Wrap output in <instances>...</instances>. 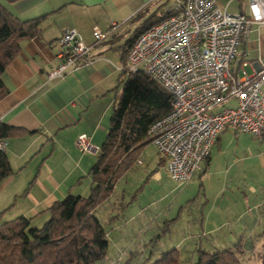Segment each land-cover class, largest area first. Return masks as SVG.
Instances as JSON below:
<instances>
[{"label": "crops", "instance_id": "obj_1", "mask_svg": "<svg viewBox=\"0 0 264 264\" xmlns=\"http://www.w3.org/2000/svg\"><path fill=\"white\" fill-rule=\"evenodd\" d=\"M217 1L229 13L249 12V0ZM0 2L21 20L43 18L40 33L21 42L19 54L2 76L9 93L0 101V116L4 122L26 129L25 135L6 140L5 149L13 170L14 166H20V170L31 164L41 169L49 167L52 161L55 167L52 168L50 163V168L63 172L60 178L52 174L50 178H44L45 181L49 180L51 188H44V194L36 199L38 210L44 212L61 194L73 193L74 187H80L81 177L87 173L89 175L93 163L91 153L80 150L75 142L80 134H89L95 145L92 150L98 154L101 142L109 131L113 107L124 77L122 66L126 41L139 27L160 12L168 10L174 3L171 4V0ZM114 24L117 26L112 34L93 47L88 63L71 67L62 78H48L49 70L61 61L58 42L66 28H75L86 43L92 44L94 28L109 30ZM244 61L247 63L246 70L250 73L264 66V24L253 23L244 36L239 62ZM232 130L236 137L245 135L241 139H257L258 143L252 141L251 144L259 149L257 156L264 165V138ZM232 135L231 131L225 130L218 136L208 167L213 150L217 146L222 147L223 141ZM143 150L136 165L130 170L143 164ZM160 162L167 167L164 156ZM196 176L201 177L202 172H198L193 178ZM35 178V184L44 182L40 179L41 175ZM88 181L79 190L77 188L81 192L78 194L89 192L91 177ZM21 215L26 216V209Z\"/></svg>", "mask_w": 264, "mask_h": 264}, {"label": "built area", "instance_id": "obj_2", "mask_svg": "<svg viewBox=\"0 0 264 264\" xmlns=\"http://www.w3.org/2000/svg\"><path fill=\"white\" fill-rule=\"evenodd\" d=\"M248 7V13L232 14L217 0H176L168 16L142 32L127 53L122 71L145 72L172 94L171 111L151 125L149 136L176 181L186 183L202 171L228 128L264 138V66L250 73L247 63L239 62L244 36L253 23L264 24V0H249ZM116 26L94 28L92 44L66 28L58 42L61 61L48 78H62L71 67L88 63L93 47ZM230 99L234 107L214 110ZM76 144L92 149L87 134Z\"/></svg>", "mask_w": 264, "mask_h": 264}, {"label": "rangeland", "instance_id": "obj_3", "mask_svg": "<svg viewBox=\"0 0 264 264\" xmlns=\"http://www.w3.org/2000/svg\"><path fill=\"white\" fill-rule=\"evenodd\" d=\"M171 1L173 4L176 0ZM122 87L123 82L119 92ZM235 105L236 101L230 99L214 110ZM226 130L233 135L213 150L206 172L188 184L171 177L153 142L145 145L143 164L124 175L110 198L96 210L110 239L108 264H121L132 251L139 257L131 263L140 264L151 251L158 254L172 247L183 251L189 264L197 257L200 245L205 249L213 244L222 248L240 238L251 245L255 240L256 250L250 256L252 262L257 261L264 241V165L257 156L259 149L251 144L258 143L257 139H241L245 135L236 137L232 129ZM90 144L93 149L91 140ZM92 149L87 153L95 163L97 152ZM50 163L39 170L32 164L20 170V166H14L15 173L0 185V223L16 218L26 209V216L33 217L32 225H44L50 213L38 210L36 199L44 194V188H51L44 178L63 175L62 170H52ZM38 175L44 182L35 184ZM89 178L88 173L82 176L80 187H74L73 193H81L78 190ZM89 193L90 190L82 195ZM66 196L61 194L57 200Z\"/></svg>", "mask_w": 264, "mask_h": 264}, {"label": "trees", "instance_id": "obj_4", "mask_svg": "<svg viewBox=\"0 0 264 264\" xmlns=\"http://www.w3.org/2000/svg\"><path fill=\"white\" fill-rule=\"evenodd\" d=\"M16 1V0H9ZM169 12H160L139 27L126 41L125 57L136 38ZM42 17L21 20L0 2V101L9 93L3 81L8 65L21 50V42L40 33ZM123 87L118 92L110 118L109 131L97 159L89 170L92 186L88 195L69 193L48 208L49 219L43 226L32 225L24 215L0 223V264H108L110 239L97 208L113 194L117 182L140 157L149 142L151 125L172 109L173 97L153 77L142 71H122ZM26 134V129L1 120L0 141ZM211 153L203 165L206 172ZM14 173L6 149L0 148V185ZM243 238L227 247H197V257L189 264H264V241L257 261L256 250ZM139 257L132 251L121 264H132ZM188 258L178 247L143 258L140 264H187Z\"/></svg>", "mask_w": 264, "mask_h": 264}]
</instances>
